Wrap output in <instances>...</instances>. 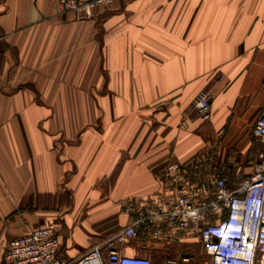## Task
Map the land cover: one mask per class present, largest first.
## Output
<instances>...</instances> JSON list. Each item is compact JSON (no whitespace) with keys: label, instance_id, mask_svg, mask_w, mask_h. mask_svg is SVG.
Listing matches in <instances>:
<instances>
[{"label":"crops","instance_id":"crops-1","mask_svg":"<svg viewBox=\"0 0 264 264\" xmlns=\"http://www.w3.org/2000/svg\"><path fill=\"white\" fill-rule=\"evenodd\" d=\"M0 52V264L47 223L75 263L131 222L121 201L158 192L169 162L213 152L234 186L262 148L250 132L264 106V0H116L91 18L0 0ZM201 90L205 121L191 108ZM177 244L116 246L164 264Z\"/></svg>","mask_w":264,"mask_h":264},{"label":"built area","instance_id":"built-area-1","mask_svg":"<svg viewBox=\"0 0 264 264\" xmlns=\"http://www.w3.org/2000/svg\"><path fill=\"white\" fill-rule=\"evenodd\" d=\"M30 1H53L59 13L91 18L95 10L109 8L116 0ZM210 98L207 90H201L192 102L194 115L202 121L210 118ZM250 137L262 148L255 152L251 173L234 186L213 152L169 162L159 175L158 192L121 201L131 222L93 245L77 262L61 256L55 225L47 223L10 241L2 264H102V250L110 264H152L148 257L124 255L116 246L138 238L163 244L193 238L207 264H264V106ZM191 257L179 253L163 263L190 264Z\"/></svg>","mask_w":264,"mask_h":264},{"label":"rangeland","instance_id":"rangeland-1","mask_svg":"<svg viewBox=\"0 0 264 264\" xmlns=\"http://www.w3.org/2000/svg\"><path fill=\"white\" fill-rule=\"evenodd\" d=\"M223 169L227 172V174H230L232 168H228V167L223 166ZM246 169L248 170L247 166L243 167V168H240L241 172L246 170ZM178 244H179V246H177ZM178 244L176 245L177 249H178V254L179 253L180 254L181 253H189V254H193L194 255V253H195L196 260H200L201 263H203V261H205L206 257L203 256V254H201L200 249L199 250L197 248L194 249L193 246H191L190 243H187V242H181V243H178Z\"/></svg>","mask_w":264,"mask_h":264},{"label":"trees","instance_id":"trees-1","mask_svg":"<svg viewBox=\"0 0 264 264\" xmlns=\"http://www.w3.org/2000/svg\"><path fill=\"white\" fill-rule=\"evenodd\" d=\"M2 68H3V57H2V53L0 52V74L2 73Z\"/></svg>","mask_w":264,"mask_h":264},{"label":"bare ground","instance_id":"bare-ground-1","mask_svg":"<svg viewBox=\"0 0 264 264\" xmlns=\"http://www.w3.org/2000/svg\"><path fill=\"white\" fill-rule=\"evenodd\" d=\"M86 264H93L92 262L87 261Z\"/></svg>","mask_w":264,"mask_h":264}]
</instances>
